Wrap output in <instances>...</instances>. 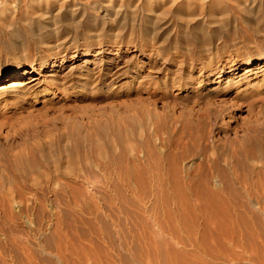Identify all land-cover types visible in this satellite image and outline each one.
Wrapping results in <instances>:
<instances>
[{"label": "rangeland", "instance_id": "1", "mask_svg": "<svg viewBox=\"0 0 264 264\" xmlns=\"http://www.w3.org/2000/svg\"><path fill=\"white\" fill-rule=\"evenodd\" d=\"M30 1L0 0V5L4 6L9 3L7 6L10 5V10L12 6H16V10L20 9L21 11L28 8L27 4ZM135 5H132V7ZM89 7L84 5V10H82L84 14H88L83 15L82 11L77 13L78 18L75 23L79 22L78 29L74 28V21L69 22V20L64 19V17L71 15L72 10L56 15V17L60 16L57 25L52 20L47 21L48 24H45V26L41 25L43 27L38 26L40 24L36 25L35 22L32 26L27 25L29 28L22 24L17 25V27L19 26L15 29L19 32L17 37L12 36L8 30L0 29V75L15 74L20 68L27 69L32 61L47 53L46 44L62 42L64 37L53 34V31L55 32L57 29L70 34L68 42L71 41L68 44L70 54L63 66L59 64L60 60L56 56L55 59L50 61V65L42 72V76L36 84L34 83L33 87L30 84L29 88L14 93L9 90L10 92L7 91L4 96L0 97V264H95L94 261L99 260L101 257L100 260H102L103 256L101 253L93 251L94 243L90 240L96 241L95 244L100 245L113 256L118 254L115 252L118 251V246L121 247L124 244L122 236L116 234L114 230V248L108 246L106 236L102 234L104 231L96 221L92 200L99 205L100 210L108 209L101 196L99 198L97 190H102L111 195L112 184H116L122 189L131 187L135 190V195L128 191L131 199L134 196L135 204L140 195L139 186L135 180L126 178L124 170H121V167L117 164H115L116 167L114 164H110L111 166L109 165L110 167L105 169L102 167L105 165V160L102 161L103 159L97 157L95 153H85V146L88 147V142H85V150L82 149L79 159L83 163L87 160L86 158H89L100 167L85 168L84 166L83 171L77 170L75 172L76 176L80 175L79 177L83 178L82 180L91 181L86 184L81 182L78 186L83 190L85 189V195H78L74 192V188L65 186L68 179L66 176L68 175H64V169L60 172L61 178L62 176L66 177L61 179L64 185L55 188L39 187L33 185L28 178L26 179L24 172H22L23 169L21 170L15 164L22 157L26 159H23L24 161L29 163L28 160H30L32 164L37 159L36 163H42L41 168L44 166L42 171L54 174L52 159L62 157L61 160L65 162H62L63 164L68 162L71 155L69 153L75 145L76 133L74 130H77L81 137L89 136L94 139L93 141L100 140V142H103L102 146L107 150L109 160L121 157L125 160V167H131L135 164L149 169L151 166L149 170L153 176H157L156 165L160 164L161 176L165 178L167 169L174 161L178 164L177 166H179L181 172L184 170L181 174L184 175L182 178L185 180L188 176L186 178L188 183V179L191 177L193 179V176L202 179L205 175L215 174V162L223 163V158H227V154L230 153V139L234 138L240 141L242 137L243 139L244 137H250L251 133L252 135L257 133L260 135L258 137H264V75L258 78L257 86L251 88L243 82L235 85L230 80L232 77L228 73L224 74L220 79V83H217V75H203L202 78L205 81L200 84L201 72L198 67L202 64L201 62L209 59L210 55L216 54L217 46L225 42L237 44V53L240 54L236 57L238 61L261 51L264 47V18L261 19L262 21H252L249 23L250 25H247L243 21L244 14L235 7L229 8L231 10L226 11V13L215 10L212 15L208 13L207 9L203 12L186 10L181 14V17L183 15V17H197L199 21H196L195 24L201 26L198 31L191 34L192 31L185 28V20L174 19L172 12L165 17V14H161L162 9H157L158 11L154 13L160 15V20L156 22L157 19L150 18L152 20L151 25L146 26L141 21H136V24H134V20L128 18V21L123 20L120 23V29L109 30L108 27H91L94 24H100L94 20L97 16L96 13H99V9H96L98 12H95ZM164 7V9H169L170 4H166ZM55 9L56 6L48 9L44 7V11H42L50 14L51 18H56L54 17L56 14ZM115 9H117V6ZM19 13L17 11L16 14ZM8 14L10 15V13H5L6 16H9ZM170 20L171 22H169ZM70 23L72 24L70 25ZM89 23L93 24L90 26ZM129 25L137 31L134 30L135 34ZM153 26H156V28ZM249 26L253 29H250ZM54 28L55 30H53ZM130 32L134 35L132 36ZM29 33H31V36ZM117 34L119 38L115 37ZM129 36L131 37L129 38ZM147 37H149V40ZM158 42L161 44L159 45ZM119 45H122V51H118ZM152 45L157 46V48ZM84 47L87 49L86 56L74 59L78 51ZM101 49L104 52L98 55ZM157 51L164 55L158 58L160 63L169 57L170 70L164 71L158 77L148 78L149 80L142 79L143 75L135 77L134 66L141 65L144 60L148 61V54H153L155 55L153 57H156ZM56 53V51H53L51 54H46V56L51 59ZM128 58L131 59L128 60ZM119 60L122 63H127L126 67L128 68L122 76L112 82V74L116 69V62ZM191 65H196L197 68L194 72L193 83L188 85L191 79L186 74L189 73ZM72 66L74 69L70 72ZM144 66L145 72L142 73H148L149 66L147 64ZM180 69L185 72L178 75L177 71L179 72ZM55 71L59 72V75L67 72L71 74L63 79L58 77L55 81L50 77L56 73ZM244 72L245 66L242 65L235 69L233 73L235 78H241ZM96 76L101 80L100 83H93L97 78ZM83 78H87L88 86L80 85ZM61 80L63 81L58 83ZM63 82H65V85L61 84ZM11 83H15V81H11L7 85L10 86ZM252 129L256 132H253ZM244 130L246 133H244ZM231 134L238 136L237 139ZM257 134L254 136H257ZM44 157L50 160L48 159L46 162V160H43ZM148 159L151 163L147 161ZM42 160L47 164L46 166L43 165ZM220 166L225 167V163L220 164ZM258 167L260 166L258 165ZM185 170H188V172L186 173ZM189 170H191V175H189ZM200 172L203 173V177ZM197 174L201 178L195 176ZM34 175L38 176L39 174L35 172L33 177H35ZM253 178L249 180L250 185L246 187L247 189L241 185V190H245L246 194L251 191V195L245 197L244 202L242 199V202L239 203L232 201L225 203L226 208H229V211L233 213L234 218L231 220H234L235 230L232 229L231 223H229L230 220H226L224 210L222 213L214 207L215 211H213V208L208 204L194 202L193 194H190L193 202H188L185 206L180 203L172 205L175 213L179 215L175 219L176 221H171L168 217L166 218L168 220H166L163 205L162 203L159 204L162 208L160 210V220L164 222L163 225L172 224L171 228L174 227V232L179 230V234H177L183 239L188 238L190 230H195L196 235H194L197 239L194 237V242L198 243V246L205 247L206 249L200 247L204 252H213L217 256L215 258H218L215 259L216 262L219 260L218 262L221 264H264V254H261L264 252V194H262L264 189ZM198 179H194L195 182H198ZM154 180V177H152L153 183ZM186 180L183 181L184 184H187ZM169 189H172L171 186ZM169 191L172 194L171 190ZM257 192L259 195H257ZM255 196L259 197L258 200ZM247 200L255 203H249ZM150 206H152L151 203ZM234 210L239 215L238 218L235 216ZM170 221L174 223H170ZM95 224L98 226H95ZM129 226L124 231L127 240L126 251L124 252L126 257L131 264H152V261L150 262L146 258L147 252L152 251H148V247L143 242L137 241L139 234L137 235L133 231L134 228L131 222ZM223 226H225V229ZM225 231L227 233L234 232V234L228 233L227 237ZM207 234L208 236H205ZM165 235H167L165 236L167 239L171 238L170 234L166 233ZM235 236L238 239L240 238V241ZM59 237L64 238V240L68 239L64 244L65 246L63 245V248H66L65 251L63 250V257L59 253L61 246L58 241L52 242L51 245L47 244L48 240L52 238L58 240ZM69 237L75 239L76 243L86 247L87 250L90 246V252L93 251L94 253L89 254L88 251L87 255H81V257L72 254L68 249L70 248L68 244ZM225 237L228 239H224ZM207 238L210 240L208 244ZM97 240L100 241V244ZM105 241L108 244H105ZM103 243L104 245H102ZM89 244H92V246ZM128 245L131 249H128ZM136 246L140 251H144L143 255L145 257L135 253ZM259 246L260 248H258ZM255 250H258V252ZM254 252L257 255L260 254L262 258H259L260 255L256 257ZM229 253L232 255L230 256ZM97 254H101L100 257ZM236 254L238 255L235 258L234 255ZM224 255L227 256H225L226 259L222 263L220 258L223 259ZM240 260L242 261L239 262ZM252 261L255 262L252 263ZM153 264L155 263L153 262Z\"/></svg>", "mask_w": 264, "mask_h": 264}, {"label": "bare ground", "instance_id": "2", "mask_svg": "<svg viewBox=\"0 0 264 264\" xmlns=\"http://www.w3.org/2000/svg\"><path fill=\"white\" fill-rule=\"evenodd\" d=\"M154 3H155V5H154ZM8 4L9 3H7V5ZM134 4H136L134 6L135 8L132 7V5H134ZM166 4H168V5L170 4L169 9H164L165 8L164 6ZM7 5H4V6L0 5V6H2V7H0V29L6 30V31L8 30V32H11L12 36H16V37L19 36V32L15 31V29L18 28L20 26V24L25 25V26H27V25L32 26L33 22H35L36 25L40 24L38 26H41V25L45 26V24H48V22H50L49 20H52V22L53 23L55 22L57 25L58 18L60 16L56 17V15H59V14L61 15L64 11H67V10L68 11L72 10V12L71 13L69 12L71 15L64 17V19L69 20V22L74 21V23H75V20H77V18H78L77 13L84 10L83 9L84 5L90 6L91 9H93L95 12L97 11L96 9H99V13H96L97 16L94 18V20L100 24L92 25L93 23L92 24L89 23V25L90 26L92 25L91 27H95V26L96 27L102 26L103 28L108 27L107 29H109V30L118 29V28L120 29V23L123 20L126 21L128 18L134 20L133 21L134 24H136L135 23L136 21H141L144 25L148 26V24H150L152 21V20H150V18L154 17V19H157L156 22L158 20H160V18H159L160 15L159 14L157 15L154 13V12L158 11L159 9H162L161 14L162 15L165 14V17L167 16L168 13L172 12L174 19H176V20L182 19L183 21L185 20L186 21L185 28L187 30L192 31L191 34L192 33L194 34V32L198 31L201 26L198 24H195L196 21H199V19H197V17H194V16L183 17L184 15L181 17V14L186 10L203 12L205 9H207L208 13H210L212 15L215 12V10H217V11L219 10V11L226 13V11L231 10L229 8L235 7L236 9H238L239 12L244 14L243 21L247 25H250L249 23L252 21H262L261 19L264 18V0H31L27 4L28 8L25 7L26 9L21 10V11H20V9L16 10V8H15L16 6H14V7L12 6V8L10 10V5H9V7ZM54 6H56V9H55L56 14L54 16L56 18L52 17L53 18L52 19L50 14H48V13L46 14V11H45V13L43 11H44V7H46V9H48L49 7H54ZM116 6H117V9L114 10V8H116ZM17 11L20 12L18 15L16 14ZM5 13H10V15L8 14L9 16H6ZM82 13H83V11H82ZM93 13H91V14H93ZM225 13H223V14H225ZM86 14H88V13H86ZM86 14L83 13V15H86ZM89 14H90V12H89ZM150 14H152V15H150ZM128 15H129V17H128ZM232 16H233V14H232ZM212 17H215V16H212ZM216 17H217V15H216ZM213 19H215V18H213ZM63 22H65V21H63ZM159 22H161V21H159ZM169 22H171V20ZM192 22H194V23H192ZM78 23H75L74 28H76V29L79 28L80 24H78ZM71 24L72 23H70V25ZM126 24H127V22H126ZM130 24H132V23H130ZM139 24H140V22H139ZM17 25H19V26L17 27ZM66 25H67V23H66ZM228 25H229V23H228ZM146 26H145V28H146ZM41 27H43V26H41ZM129 27H130V25H129ZM132 27L133 26H131L130 29H132L133 33H134L135 29H133ZM153 27L156 28V26H153ZM257 27H258V24H257ZM70 28H69V30H70ZM123 28L125 29V26ZM139 28H140V26H139ZM174 28H176V27H174ZM249 28L253 29V27H251V26H249ZM61 29H63V28H61ZM53 30H55V28ZM123 30H122V32H123ZM228 30H229V28H228ZM119 31H121V30H119ZM122 32H121V35L123 34ZM216 32H217V30H216ZM131 33L132 32H130V34ZM133 33H132V36L135 34V33L134 34ZM252 33H253V31H252ZM30 34L31 33H29V35ZM53 34H55L56 36L60 35V36L64 37V40L62 42L59 41V43H57V44H50V43L46 44L45 46H46L47 53H44L45 55H43V56H46V54H49V53L51 54L53 51L57 52L56 55H54L53 58H51V59H49L48 56H46V57L41 56L39 59L32 61L27 69L26 68H20L15 72V74L0 75V97L4 96L7 93V91H9V90H11L14 93V92H18V90L21 91V90L29 88L28 86L30 84H32L30 86L33 87L36 84V82L39 81L40 77L42 76V72H44L47 69V67L50 65V61L55 59L54 57L57 56V58L60 60L59 64H61L62 66L64 65V62L68 58L67 56L70 54L68 52L69 51L68 44L71 42V41L68 42L70 34H67L65 31L58 30V29L55 32L53 31ZM118 34H120V33L118 32ZM118 34H117V36L115 35V37L119 38ZM212 34H213V32H212ZM214 36H216V35H214ZM221 36H222V34H221ZM51 37H53V35H51ZM130 37L131 36H129V38ZM156 37H154V38H156ZM147 38L149 40V37H147ZM147 38H145V39H147ZM103 42H105V41H103ZM163 43H165V42H163ZM120 44H122V43H120ZM160 44L161 43H159V45ZM149 45H150V43H149ZM121 46L122 45H119L118 51L123 50L122 49L123 47H121ZM207 46H208V48H210L209 45H207ZM155 47L157 48V46H155ZM168 47H169V45H168ZM237 47L238 46L236 43H228V42H225L224 44L217 46L218 50L216 51V54L210 55L209 59L201 62L202 64L200 66H198L199 70L201 72V75L199 77V83L200 84L204 83L205 80H203V78H202L203 75H208V76H214V75L216 76L217 75V78H216L218 80L217 83H220V81H221L220 79L224 76L225 73L226 74L228 73L232 77V79H230V80H232L233 83H235V85L237 83L243 82L247 86H250V88H251V87H254L256 84H258V82H259V81H257L258 78H260L264 75V47L261 49V51H259L257 53H253L252 55H250V57H246L244 60H241V61H238V58H236V57L240 56V54L237 53L238 52ZM127 48H129V47H127ZM160 48H162V47H160ZM86 50L87 49H85V47L82 48L81 50H79L77 55L74 57V59L75 58L79 59V58L85 57L86 52H87ZM153 51H155V50L153 49ZM160 51H157V54L155 53L156 57H153V56H155L153 54H148L147 55L148 61L144 60L141 62L142 63L141 65L140 64L135 65L134 66V72H135L134 76L139 77V75H143L141 78L147 80L148 78L158 77L164 71L170 70V67H169V60L170 59H169V57L165 58L164 61H162V63H160V61L158 60V58H160V56L162 55L160 53ZM103 52H104V50L101 49V51L98 53V55L103 54ZM162 56H164V55H162ZM130 59L128 58V60H130ZM145 59H146V57H145ZM124 61H126V60H124ZM145 64H147L149 66L148 67V73H142L143 71L145 72V66H144ZM242 65L245 66V72L241 75V78L240 77L235 78V74L233 72L235 71V69H237L238 67H240ZM126 66H127V63H122L120 60L118 62H116V69L114 70V72L112 74V82H115L120 76H122L124 74L125 70H127V68H128ZM196 68H197L196 65H191L189 68L190 69L189 73L186 74L191 79V81H190V83H188V85L193 83L192 81L194 80V72H195ZM70 69H71L70 70V72H71L74 69V67L72 66V68H70ZM55 72H56L55 74L50 76L51 78L55 79V81H56V78H58V77H62V79H63V78H66L68 75L71 74L70 72H67V73L59 75L58 74L59 72H57V71H55ZM184 72H185L184 70L180 69L179 72L177 71V74L181 75ZM11 81H15V83H11V85L8 86L7 84ZM62 81L63 80L59 81L58 83H60ZM87 81H88L87 78H83L80 81L81 82L80 85H82V86L87 85ZM100 82H101V80L99 79V77H97L93 83H100ZM61 84L65 85V82H63ZM94 86H96V85L94 84ZM163 86H165V85L163 84ZM25 91H27V90H25ZM20 93H22V92H20ZM155 114H156V112H155ZM101 128L106 129L104 127H101ZM247 130L249 131V129H247ZM253 130L254 129H252V131ZM74 132L76 133L75 145H74L73 150L69 153L71 155H70V158H68L69 159L68 162H66V164H63L65 162H63V160H61L62 157L60 159H55V160H54V158L52 159L53 160L52 161L53 169L55 171L54 174L46 173V172H44V170L42 171V169H44V166L41 168L40 165L42 163L41 164L36 163L37 159L34 160L35 162L32 160L34 162L32 164L30 162V160H28L29 163H27L26 161H24L26 159H24L22 156H20L22 158H19L15 164H17V166L19 168H21V170L22 169L24 170V171L22 170V172H24V176H26V179L28 178L29 181H32V184L35 186L50 187V188L54 187L55 188V187L61 186L63 184L61 179H64V177L66 175H68V176H66L68 179H67V182L65 181L66 182L65 186L74 188L75 189L74 192L78 195H85V189L83 190L82 188H80L78 186L80 185L81 182L86 184V183L91 182V181L88 180V182H86V180H82L83 178L81 179L79 177L80 175L76 176L75 172L77 170L81 171L84 166H85V168L86 167L90 168L91 166H94L95 168L100 167V166H97L96 164H94L95 161H93L89 158H86L87 160L83 163H82V160L79 159L81 157L79 155L81 154L82 149H84L85 142L86 143L88 142V147L85 146L86 150L84 149L85 150L84 152L85 153L87 152L89 154L95 153L97 155V157H99L100 159H103L102 161L105 160L104 161L105 165H103L102 167H104L105 169H108L111 166L110 164H114V166H115V164H117L118 166L121 167L120 168L121 170H124L123 172H124V176L126 178L135 180V182L139 186V191H140V195L138 197V200L135 199V200H137L136 202L138 204L137 203L134 204V202H135L133 200L134 196H133V199H131L129 194H128V191H131L132 194L135 193V190H133V188L129 187L128 189H122L119 186H117L116 184H112L111 195L106 194L107 192H104L102 190H97V194L99 195V198L101 196V199L107 204L108 209L100 210L99 205H97L96 202L94 200H92L94 203V209L93 210H94L96 221L101 225V229L104 231V232H102V234H105L106 239L109 243L108 246H110L111 248L112 247L114 248V245H115V241H114V234L115 233L113 232L114 230L116 231V234H118L119 236H122V238L124 239V244H122L121 247L118 246V248H119L118 251L114 250L115 252L118 253L115 256H113L112 254H109L106 250H104L102 247H100V245L95 244V242H96L95 240H94L95 242L90 240V242L94 243L93 244L94 245L93 251L95 250L96 252L101 253L103 256L102 260H100L102 257L99 260H95L96 258H98L97 256H96V258L94 257L95 258L94 259L95 264H131L130 260L126 257V255L124 253L126 251V246H127L126 232H124V231L127 227H130L129 226L130 222H131V225H133L132 226L134 228L133 231L136 232L137 235L139 234L137 241L143 242L146 245V247H148V251H152V252H147V255H146L147 256L146 258H148L150 260V262L152 261V264H153V262L155 264H221L218 262L219 260L217 262L215 261V259L217 260L218 258H215L216 255H214L213 252H207V251L204 252V250H201V248L204 249L205 247L203 248L200 245L198 246V243L196 244L194 242V237L196 235L194 232L195 230L194 231H193V229L190 230L189 236L187 239L185 238L186 239L185 240V239L179 237V235H178L179 230L176 229L177 232H174L175 231L174 227L172 226L173 228H171L172 224L163 225L164 222H162V220H160L161 219V216H160L161 211L160 210H162V208H160L159 204L162 203V205H163V211L165 213V219L168 217V219H170L171 221H176L175 219L179 215H177V213H175L172 205L176 204V203H180V204H183L185 206V204L192 201L191 200L192 195L190 196V194H193V196L195 198L194 202H199V203L201 202V203L208 204L210 207L213 208V211H215L214 209L216 208L217 211L219 210L220 212L223 213V210H224L226 220H230L229 223H231L232 229L235 230L234 229L235 223L233 222L234 220L233 221L231 220L232 218H234L233 213H231L229 211V208H226L225 203H227V201L239 203V202H242V199L244 202L245 201L244 198L249 197V195H251L250 194L251 191L247 192V194H248V196H247V194L244 192L245 190L244 191L241 190V187L242 186H244L245 188L248 187V185H250L249 180L253 177H254L253 180H256L257 184L259 183V185H261V187L264 189V148H263L264 147V137L263 138L258 137L260 135L257 133H256L257 136H254L256 134L252 135V133L251 134L249 133L250 137H244V139L242 137V140H240V141L235 140L233 138L232 140L230 139V142H229V141H227L228 140L227 139L226 141L229 142V144H230L229 145V147H230L229 152L230 153L227 154V158L224 159L223 157H221V158H223V160L220 158L222 161H224L223 163H220V164L225 163V167L220 166L219 162H215L216 164L213 163L215 165L214 166L215 167V174L214 175H205L204 176V175H202L203 173L200 172L202 177L204 176L202 179H198L196 177L194 178V176H193V179H192V177L190 179H191V181L193 180L194 182L193 181L191 182L190 179H188L189 180V183H188V181L186 180V178H188V176H187L185 178V180L187 181V184H184L185 182H183V181H185V180H184V178H182V177H184V175H181V174H183L184 170H183V172H181V169L179 168V166H177L178 164H176L172 160H170V161H172V163L170 164V167L166 171L167 176L164 175V176H166L165 178H163V176H161L162 172L160 170L161 168L159 167L160 164L156 165L157 166V168H156L157 169V176H153L150 174L149 169L151 166L149 164H148V166H150L149 169H148V167H140L139 165H135V164H133L131 167H129V166L125 167L124 158L119 157V158H112L111 160L108 159L109 154H108L107 150L102 146L103 142H100V140L99 141L98 140L93 141L94 139L90 138L89 136L81 137L77 130H74ZM253 132H256V131H253ZM244 133H246L245 130H244ZM225 136H227V135H225ZM232 136H235V135H232ZM235 137L237 139L238 136H235ZM225 139H224V141H225ZM149 147H151V146H149ZM48 159L49 158L46 159L44 157L43 160H46V162H47ZM43 160L41 162H43ZM147 161H150V159H148ZM150 163H151V161H150ZM43 165L46 166L47 164H45V162H43ZM258 165L260 167H258ZM187 168H188V166H187ZM61 170H63L65 173V174L63 173L65 176L64 177L62 176V178L60 177L61 176V174H60ZM32 171H34V173L38 172L39 175L38 176L34 175L35 177H33L34 173H32ZM162 171H164V170L162 169ZM185 171H186V173L188 172V170H185ZM190 172H191V170H189V175H191ZM163 173H165V172H163ZM31 174H32V176H31ZM212 174H213V172H212ZM195 176H198L199 178H201L198 174ZM152 177H154V179H155L154 183H156V184L153 183ZM156 179H157V181H156ZM194 179H198V182H195ZM108 184L111 185V183H108ZM168 185H170L172 188V189H169V190H171L172 194H170V191L168 190V188L170 187V186L168 187ZM194 185L196 186L195 188H194ZM198 187H200L201 189H196ZM54 188H52V189H54ZM262 194H264V193H262ZM257 195H259L258 192H257ZM12 196H14V195H12ZM261 197H263V196L261 195ZM99 198H98V200H100ZM258 198L256 197L257 200H258ZM256 199H255V201H257ZM150 203L152 206H150ZM249 203H255V202L252 201ZM180 209H181V207H180ZM163 211H162V213H163ZM234 213H235V216L238 218L239 215L235 212V210H234ZM237 218H235V219H237ZM168 219H166V220H168ZM171 221H170V223H174ZM209 224L211 225V223H209ZM95 226H98V225L95 224ZM175 226H177V225H175ZM224 227L225 226H223V228ZM224 229H223V231H224ZM232 229H229V230H232ZM130 231H131V229H130ZM226 231H228V230L226 229ZM166 233L171 235L170 239H167L165 237V236H167V235H165ZM208 233H209V230H208ZM220 233H222V232H220ZM228 233H230V232H228ZM228 233L226 232L225 236H227ZM204 234H205V232H204ZM230 234L232 235V234H234V232L230 233ZM238 234H239V232H238ZM205 236H208V234ZM205 236H204V238H205ZM221 236H223V235L221 234ZM61 237H64V236H61ZM227 237H225L224 239H226ZM229 237L231 238V236H229ZM236 237L237 236H235V238ZM64 238H66V237H64ZM64 238H62L63 240L60 237L58 238V240H55L52 238V239L47 241L48 245H51V243L54 241L59 242V244L61 246L60 247L61 250L59 249L60 250L59 253L61 254V257H63L64 251L66 249V248H63L65 246L64 244H65L66 240L68 241V239L64 240ZM202 239H201V241H202ZM237 239H238V237H237ZM69 240L70 241L68 244L70 245L69 246L70 248H68V247L67 248L69 249V252H71L72 254L74 253L76 256L81 257V255H87L88 251H89V254L91 252H93V251L90 252V250H89L90 246L88 247V250H87V249H85L86 247L81 246L79 243H76L75 239H70V237H69ZM107 241H105V244L107 243ZM208 241H210V240H208V238H207V244H208ZM87 242H88V240H87ZM99 242L100 241H98V243ZM139 242H138V244H139ZM234 242H233V244H234ZM203 243H204V241H203ZM228 243H229V240H228ZM59 244H58V246H59ZM68 244H67V246H68ZM89 245L92 246V244H89ZM102 245H104V243ZM204 245H206V244H204ZM235 245H236V242H235ZM262 246H263V244H262ZM129 248L130 247L128 245V249ZM239 248H241V247H239ZM258 248H260V246ZM258 248H255V249H258ZM107 249H109V248H107ZM143 250H145V249H143ZM135 251L134 252L136 254L138 253L140 256L143 255V253H144V251H142V250L140 251V249H137V246L135 248ZM145 251H147V250H145ZM130 252H128V253H130ZM256 252H258V250ZM261 254H264V252ZM100 255H98V256L100 257ZM231 255L232 254H230V256ZM237 255L238 254L234 255V257ZM258 255H260V254H258ZM258 255L256 254V257H258ZM128 256H130V255H128ZM225 256H227V255H224V257L220 256V257H223V259H221L219 257L220 260H222V263L226 259ZM230 256H229V258H230ZM253 256H254V254H253ZM143 257H145V256L143 255ZM239 257H241V256H239ZM263 257H264V255H263ZM259 258L261 259L262 256ZM60 259H62V258H60ZM241 261L242 260H240L239 262H241ZM253 262H255V261H252V263Z\"/></svg>", "mask_w": 264, "mask_h": 264}]
</instances>
